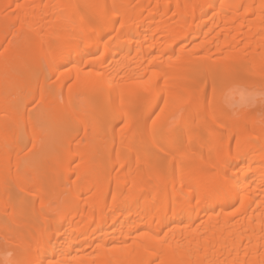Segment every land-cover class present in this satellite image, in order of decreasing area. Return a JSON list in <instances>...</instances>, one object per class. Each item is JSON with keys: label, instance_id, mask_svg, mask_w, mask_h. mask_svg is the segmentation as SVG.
I'll return each instance as SVG.
<instances>
[{"label": "bare ground", "instance_id": "bare-ground-1", "mask_svg": "<svg viewBox=\"0 0 264 264\" xmlns=\"http://www.w3.org/2000/svg\"><path fill=\"white\" fill-rule=\"evenodd\" d=\"M168 1L0 0V264H264V0Z\"/></svg>", "mask_w": 264, "mask_h": 264}, {"label": "rangeland", "instance_id": "rangeland-1", "mask_svg": "<svg viewBox=\"0 0 264 264\" xmlns=\"http://www.w3.org/2000/svg\"><path fill=\"white\" fill-rule=\"evenodd\" d=\"M172 3L173 0H169L168 2H164L162 6L163 7L167 6L168 7L167 10L171 11V8L169 6ZM239 89L240 88H233L231 90L232 91L231 94L235 93L232 94L233 96H235V98L233 96L231 97L229 96L231 99L232 97L234 99V100L231 99L229 100V103H231L230 108L233 111V115L235 117H238V114H242V112L253 113L257 119L264 122V90H255L252 88H245L240 90ZM30 142L28 141L27 144Z\"/></svg>", "mask_w": 264, "mask_h": 264}]
</instances>
